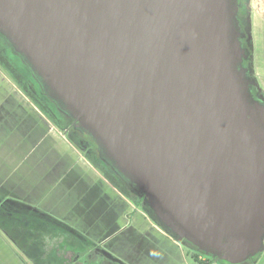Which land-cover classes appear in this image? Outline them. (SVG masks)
Segmentation results:
<instances>
[{"label":"water","instance_id":"water-1","mask_svg":"<svg viewBox=\"0 0 264 264\" xmlns=\"http://www.w3.org/2000/svg\"><path fill=\"white\" fill-rule=\"evenodd\" d=\"M236 13L232 0H0V33L44 91L163 227L228 264L264 240V105L237 68Z\"/></svg>","mask_w":264,"mask_h":264},{"label":"rangeland","instance_id":"rangeland-1","mask_svg":"<svg viewBox=\"0 0 264 264\" xmlns=\"http://www.w3.org/2000/svg\"><path fill=\"white\" fill-rule=\"evenodd\" d=\"M238 1L242 2V0ZM254 5L256 8L251 9L253 11L250 10L252 54L248 50V54L250 53L248 57L252 63L251 68L248 69V75L251 78L253 72V81L257 89H260L262 93H264V75L259 64L261 62V57L264 56V34L263 32L261 33V28L259 27L261 24L260 22L264 19L260 16L259 9L263 11L264 8L263 2H260L259 0H255ZM242 25L243 27L247 26L245 22H243ZM0 39L4 40V42L3 40L0 41V76H3L5 81L11 85V93L10 96L6 98L8 102L5 106L8 111H11L12 117H10V120L8 119L9 117L0 119V129L3 130V134L8 130L10 131L8 134L6 133V136L2 138V140H0V143L4 141L7 145L4 149H0V159L2 157L8 158L10 157L9 155H11L12 160L17 161V164H13L10 167V171H14V173L22 172V177L17 174V177L13 176L10 180V184L13 188L12 190L17 192L14 193L13 198L30 204L27 205L13 200L12 198L7 199L10 200V203L12 204H17L19 207L20 204H22L23 206L21 209L19 208L21 213H13V218L3 221H1L0 218L1 255L8 258L10 264H33V260L27 255L23 246V241L25 243L29 237L33 236L30 231L31 228L29 227L25 233L20 235L18 229L14 227L16 225L13 226L10 223V220L19 221L25 218L28 221H31V219L40 221L46 220L54 224H56L55 221L57 220L62 224V226L60 225L62 229L69 228V230H67L68 232H71L70 228L73 230L76 229L75 231L80 230L78 232L85 237H92L97 240L103 239L106 235H111L113 229L122 226L124 228L126 227L120 235H115V237L110 239L109 242L107 241V245L104 246V248L109 250L112 255L126 264H196L190 255V252L193 249L190 250L183 245L185 243L184 240H177V238L171 234L170 230L163 227L156 218H154L155 222L151 221L154 223L152 227H157L161 233L165 235L159 234L155 231L156 229L154 230L153 228L150 238L148 239L151 244V246L149 245V248L144 249L143 245L146 244L147 241L143 240L142 242H139L140 237L135 235L134 244L139 242L140 246L136 249L131 244L130 238L127 236L129 235V231H131V226L129 224L135 226L136 224L133 223L135 218H140L142 219V223L146 225L145 227L143 226L145 229L148 224L142 216H150L152 213L151 209L134 193H130L128 190L129 194H124L117 185L112 183L110 179H114L105 174L107 171L102 164H100V166L103 170L92 164V159L95 160V158H97L93 155V151L84 153V146H80L75 139H71L69 133L67 134V132H65L68 127L66 126L65 129L62 127L67 117L72 119L64 110H60L61 108L58 105L57 107H50L52 103L41 95L39 96V101L34 102V95L31 92L35 90L37 93V88L40 86L41 82L27 65L25 60L15 51L14 48H12V46H10V44H8L7 41H5V37L1 33ZM0 89L3 90L4 87H0ZM37 95L39 94L37 93ZM37 104L41 105V107ZM34 108L38 109L37 113L46 123H48V125L50 124L49 126H51L55 132L50 131L48 133L49 129L45 127V125L44 127H39L34 124L31 117V114H33L32 109ZM47 108L49 110L48 113L42 111H48ZM21 114V118H18ZM0 115L6 116L8 113L3 112ZM16 115H18V117ZM26 115H30V117L27 118ZM54 120L60 121L61 128L58 125L56 126V121ZM11 121H16V125L10 127ZM20 121L23 124H21ZM20 125H22V127H19ZM18 127L21 130L25 129L23 127H27L26 132L28 130V136L35 134L43 145L38 147V150H34V152L27 151L25 155L23 147L24 144H26V141L23 137V146L20 148L17 146L20 143L19 138H21L17 133L18 131L15 129ZM41 128H43V131ZM1 134L2 133H0V135ZM52 141L53 143H56L52 144ZM29 142L30 140H28V143ZM67 144H69L78 155H83V153L86 154L83 155V162L85 163L87 160L93 165L95 170H92L93 172L89 174L86 166L78 160L79 157L75 158L73 156L72 149L70 151V147ZM46 150L49 153L54 154L56 159L60 161L58 174L56 171H53L56 167L55 163H52L54 158L52 154L47 155ZM7 151L9 155L7 154ZM63 152L65 153L64 156ZM90 156H93V158L90 159ZM106 166L109 167V165ZM69 174H71V186L73 189H71V193H69L70 195L65 198L63 195L66 190L64 185L66 181H69V178L66 177L61 180L60 185L57 188L55 182L59 178L58 175L67 176ZM75 174L78 176L81 174L83 175V181L81 180V182L83 184L85 183L90 190V193L86 196V201L90 204L88 209L85 208L84 194L77 191L80 185L76 184L78 182L77 178L76 181H74ZM18 178H21L19 182L17 181ZM100 179H106L105 183L107 185L104 184V182H101ZM115 180L118 185L121 184L122 186L121 180L118 177L115 178ZM69 197L71 198V205L68 202ZM137 205L145 206V209L148 210V212L141 207H137ZM151 215L153 216V214ZM0 216L5 219V217L1 215V209ZM151 222L150 224H152ZM17 237L22 241V246L15 244ZM74 238L76 237L74 236ZM79 239L82 238L80 237ZM80 242L84 241L80 240ZM84 246L88 247L90 245L88 242H84ZM114 249L118 250L115 251ZM193 252L199 254L201 257L216 260V256L206 253L198 248ZM30 253L33 254L34 251L32 250ZM216 264L220 263L218 262ZM221 264L227 263L222 262ZM239 264H264V240L263 251L261 253L257 256L256 254L252 255Z\"/></svg>","mask_w":264,"mask_h":264},{"label":"trees","instance_id":"trees-1","mask_svg":"<svg viewBox=\"0 0 264 264\" xmlns=\"http://www.w3.org/2000/svg\"><path fill=\"white\" fill-rule=\"evenodd\" d=\"M241 5H242V10H243L242 12L243 13H244V8L247 11L249 10V0H242ZM244 20H243V22H245V24H247V26L244 27V33H245V36L247 37L246 41L248 40L247 48H248L249 52L252 54V45H251L252 40L250 37L251 27H250V23H249V15L247 17V20H245V21ZM2 40L3 39H0V41H2ZM3 42H4V40H3ZM250 53H249V55H250ZM248 59H249V57H248ZM248 59L245 61V64H244V67L247 69L251 68V63H252V62H250V59L249 60ZM29 71H30V69H29ZM253 77H254V75L252 72V77L251 78L249 77V79L252 80V86H253V92L251 94V97L253 98L254 101L259 102V103L264 105V93H262V91L260 89H257V87L253 81ZM37 90H38L37 93L39 95H37L35 90H33V92H31L34 95V97H33V99L35 100L34 102H38L39 96L41 95V96H44L49 102H51L53 104V105L49 104L50 107H52V106L57 107V104L54 101H52V99H50L46 95L41 84H40V86H38ZM37 105L39 107H41V105H39V104H37ZM47 110H48V108H47ZM42 111L46 112V113L49 112V110L48 111L42 110ZM54 121H56L55 122L56 126L58 125L60 127V121L59 120H54ZM61 121H62V119H61ZM70 123H71V119L66 118L62 127H64V129H65L66 126L68 127ZM87 140H88L89 144H91V146L93 148V152H97L99 154V155H96V157L97 158H98V156L102 157V155L99 152L96 144H94L93 141L90 140L89 138ZM89 158L92 159L93 156H90ZM97 158H95V160L92 159V164L94 166H96L97 168L102 169L100 164L97 163L98 162ZM106 171L107 172H105V174H107L108 177L110 176L114 180H115V178L118 177L121 180L122 186H121V184L118 185L116 180L114 181V180L110 179V181L112 183H114L115 185H117V187H119L120 190L124 194L128 195L129 189L133 190V188H134V190H135V187L132 184H130L127 179H125L122 175H120L117 171H115L111 167L110 164H109V167L106 169ZM136 196H138V195H136ZM10 202H11L10 200H4L0 203L1 215L5 217V219H4L3 217L0 216L1 221L6 220V219L9 220L10 218H13V213H21L19 208L21 209L23 205L20 204V207H19L17 204H12ZM149 212H150V210H149ZM55 222H56V224H54L52 222H48L46 220L40 221V220H36V219H31V221H28L25 218H23V220H19V221L10 220V223L13 226L16 225L14 227H16L18 229V232L20 235L25 233V231L27 229H29V227L31 228L30 231H31L33 236L29 237L25 243L23 241V246L25 248L27 255L33 260L32 261L33 264H101V262H97L98 258L95 257L94 255L90 256L91 258L86 256V255L83 256V254H81L82 256L78 255V253H82V251H88V250L95 251V249L101 248L100 245H96V243L91 241L89 238L85 237L83 234L79 233L78 231L73 230L72 228H70L71 232L67 231V230H69V228L63 227L64 229H62V227H61L62 224H60L59 221H57V220ZM50 228H53V229H50ZM74 236L77 239L74 238ZM78 237L79 238L81 237L82 239H79ZM25 239H26V237H25ZM80 240H82L84 242H88L90 246L85 247L84 242H80ZM15 244L22 246V241H20L19 237H17ZM32 250L34 251L33 254L30 253ZM95 254L99 255L98 252H95ZM105 254L110 258V261L107 264H126L122 261H119L117 258H115L114 256H112L111 254H109L107 252H105ZM190 255H191V258L194 260V262L197 264H212V262H213L212 261L213 259L207 260V261H200L199 254H190ZM88 260H90V262Z\"/></svg>","mask_w":264,"mask_h":264},{"label":"crops","instance_id":"crops-1","mask_svg":"<svg viewBox=\"0 0 264 264\" xmlns=\"http://www.w3.org/2000/svg\"><path fill=\"white\" fill-rule=\"evenodd\" d=\"M260 2H263V8H264V0H259ZM255 0H249V23H250V27H251V18H250V10L251 9H254V8H256L255 7ZM251 11H253V10H251ZM259 13H260V16L261 17H263V19H264V9H263V11H261L260 9H259ZM261 24H260V28H261V33L263 32V34H264V20H262V22H260ZM262 28H263V30H262ZM260 64V67H261V71L263 72V75H264V56H262L261 57V62L259 63ZM10 86L11 85H9V83L8 82H6L5 81V79L3 78V76L1 77L0 76V87H4V89L3 90H1L0 89V114L1 113H3V112H7L8 113V115H6V116H1L0 115V117H2V118H0V119H4V118H6V117H9L8 119L10 120V117H11V111H8L7 109H6V106H5V104H7V100H6V98L8 97V96H10ZM5 100V101H4ZM4 108V109H3ZM22 108H24V107H22ZM3 109V110H2ZM33 110V114H31L32 116V121H34V124H36V125H38L39 127H44V125H45V127H47L48 129H49V131H48V133L51 131V132H55L54 130H53V128H51V126H49L48 125V123H46L45 121H44V119L37 113V108H34V109H32ZM22 113V112H21ZM17 117H18V115H16ZM21 116H22V114L18 117V118H21ZM26 117L27 118H29L30 117V115H26ZM12 118V117H11ZM21 122V121H20ZM21 124H23L22 122H21ZM16 125V121L15 122H12L11 121V123H10V127H12V126H15ZM0 126H1V123H0ZM19 127H22V125H20ZM19 127L18 128H15L18 132V134L20 135V137L21 138H19L20 139V143L17 145L19 148L21 147V146H23V139H22V137L25 139V141H26V144H24V150H25V155H26V153H27V151H30V152H34V150H38V147H41L43 144L40 142V140L35 136V134H32V136H28V130H27V132H26V128L27 127H23V128H25V129H23V130H21V129H19ZM41 130L43 131V128H41ZM10 131L8 130L6 133L8 134ZM26 132V133H25ZM0 133H2L1 135H0V140H2V138H4L5 136H6V133L5 134H3L4 132H3V130L2 129H0ZM4 135V136H3ZM3 136V137H2ZM28 140H30V142L28 143ZM63 140V139H62ZM56 143V142H55ZM55 143H53V141H52V144H55ZM69 147H70V151H71V149H72V153H73V156L75 157V158H78L79 157V159L78 160H80L81 161V163L82 164H84L85 166H86V168H87V170H88V172H89V174L91 173V172H93L92 170H95L94 168H93V165L91 164V163H89L87 160H86V162L84 163L83 162V160H82V158H83V155H78L77 153H76V151L69 145V144H67ZM5 146H7L6 144H5V142L4 141H2L1 143H0V149H4V147ZM32 147V148H31ZM59 148V147H58ZM42 150V149H41ZM47 151V150H46ZM47 153V155L48 154H52V153H49L48 151L46 152ZM64 153V152H63ZM7 154H8V151H7ZM9 155V154H8ZM65 155V153L63 154V156ZM10 157H8V158H1L0 159V203L2 202V201H4V200H7V199H9V198H12L13 200H16V201H18V202H22V203H24V204H27V205H30L29 203H27V202H25V201H21V200H18V199H14L13 198V195H14V193H17V192H14L12 189V185L10 184V180L12 179V177L13 176H15V177H17V174H19L21 177H22V172H20V173H17V172H15L14 173V171L12 172V171H10V167L13 165V164H17V161L15 160V161H13L12 160V158H11V155H9ZM52 156H53V158H54V160L52 161V163H55V165H56V167H55V169L53 170V171H56L57 172V174L59 173V160L58 159H56V156L54 155V154H52ZM62 156V157H63ZM85 158V157H84ZM70 168V167H69ZM68 168V169H69ZM52 171V172H53ZM71 171V170H70ZM71 174H69V175H67V176H59L58 175V180H56V182H55V186H56V188L57 187H59V185H60V182H61V180H63V179H65L66 177L67 178H69V181H66L65 182V188H66V190H65V192H64V197L66 198L68 195H70L69 193H71V189H73V187L71 186V176H70ZM61 177V178H60ZM74 177H75V180L74 181H76V178L78 179L77 181V185L79 184L80 185V187H78V192H80V193H83L84 194V202H85V208L86 209H88L89 207H90V204L86 201V196L90 193V190H89V188L86 186V184L84 183H82L81 182V180L83 181V179H82V177H83V175L81 174L80 176H78L77 174H75L74 175ZM100 177V176H99ZM20 179L21 178H18V182L20 181ZM101 180V182H104V184H106L105 182V180L103 179H100ZM95 181V180H94ZM107 185V184H106ZM101 187V186H100ZM68 202H69V204L71 205V198L69 197L68 198ZM142 219H140V218H135V221L133 222L134 224H136L135 226H133V225H131V224H129L130 226H131V231H129V235H127L129 238H130V242H131V244L137 249L140 245V243L139 242H142L143 240H145V241H147L146 242V244H144L143 245V247H144V249H146V248H149V245L151 246V244L149 243V241H148V239L150 238V235H151V231H152V229L154 228V230L156 231V232H158L159 234H161V235H165V234H163V233H161V231L157 228V227H152V225H150V226H147L145 229H144V227L146 226V225H144L143 223H142V221H141ZM144 226V227H143ZM126 228V227H125ZM125 228L122 226V227H120V228H116V229H113V231H112V234L111 235H106L103 239H99V240H97V239H94V238H89L91 241H93V242H95V243H97V244H102V245H107V241L109 242L110 241V239H112V238H114L115 237V235H120L121 234V232H123L124 230H125ZM78 229H81V228H78ZM76 230V229H75ZM78 231H80V230H78ZM139 236L140 237V240H139V242L138 243H135L134 244V239H135V236ZM172 238V237H171ZM169 240V239H168ZM112 244V243H111ZM117 248V247H116ZM115 250V249H114ZM116 250H118V249H116ZM115 250V251H116ZM128 263V262H127ZM0 264H10V261H9V259L8 258H6V257H3L2 255H1V253H0Z\"/></svg>","mask_w":264,"mask_h":264},{"label":"flooded vegetation","instance_id":"flooded-vegetation-1","mask_svg":"<svg viewBox=\"0 0 264 264\" xmlns=\"http://www.w3.org/2000/svg\"><path fill=\"white\" fill-rule=\"evenodd\" d=\"M232 2H233V4L234 5H236V8H237V13H236V16H235V19H236V26H237V30L239 31V36H240V42H241V46L245 49V50H247L248 51V48H247V42H248V40L246 41V36H245V33H244V27H243V25H242V23H243V20L245 19V20H247V17H248V15H249V10L247 11L245 8H244V13L242 12L243 10H242V5H241V2L240 1H238V0H235V2H234V0H232ZM244 17V18H243ZM244 20V21H245ZM249 39V38H248ZM248 59V58H247ZM247 59H244L242 62H238L237 63V68L238 69H241V70H244V64H245V61L247 60ZM247 74V73H246ZM249 75L247 74V77H248ZM250 80V79H249ZM251 81V80H250ZM246 91H247V93H248V95H249V98H250V101L251 102H254V100H253V98L251 97V94H252V92H253V86H252V82H249L248 83V85L246 86ZM46 93V92H45ZM46 95L50 98V99H52V101H54L55 103H56V101L54 100V98H52L49 94H47L46 93ZM57 104V103H56ZM60 110H62V109H60ZM69 116V115H68ZM67 119H69L68 117H67ZM65 132H67V134L69 133L70 134V136H71V139H75L76 141H77V143H79L80 144V146H84V149L85 150H83L84 151V153H86V152H92L93 151V148H92V146H91V144H89V142H88V138L90 139V140H92V138H91V136H90V134H88L85 130H83L82 129V127L77 123V122H75L73 119H71V123L69 124V126H68V129H66L65 130ZM93 141V140H92ZM93 143H94V141H93ZM78 144V145H79ZM95 144V143H94ZM83 151H82V153H83ZM83 153V155H86V154H84ZM93 155L96 157V155H99L97 152H93ZM98 162H99V164H102L106 169L108 168L106 165H109L108 164V162H107V160H105L104 159V157L102 156H98ZM135 187V186H134ZM129 192L131 193H134V194H136V195H138V197L144 202V203H146L147 204V200H146V198H145V196L135 187V190H134V188H133V190L131 189H129ZM140 204H142V203H140ZM148 206V205H147ZM137 207H141V208H146L145 206H139V205H137ZM138 209V208H137ZM147 211V210H146ZM148 212V211H147ZM149 214V213H148ZM149 217V218H148ZM142 216V218L147 222V224H148V226L149 225H153L154 223H152V222H155L154 221V216H152L151 214H150V216ZM152 221V222H151ZM150 222L152 223V224H150ZM185 241V243L183 244V245H185L187 248H189L190 250L191 249H193L191 252H190V254H196V253H194L193 251H195V249H196V247H194V246H192L190 243H188L186 240H184ZM188 243V244H187ZM96 245H100V247L101 248H99V249H95V251H93V250H88V251H82V253H78V255H81V254H83V256L84 255H86V256H88V257H90V256H95V257H97L98 259H97V262H101V264H107L109 261H110V258L105 254V252H107V253H109V254H111L110 252H109V250H107V249H105L104 248V245H102V244H96ZM263 251V250H262ZM261 251V252H262ZM94 252V253H93ZM95 252H98V254L99 255H96L95 254ZM260 252V253H261ZM259 254V253H258ZM258 254H256V256L258 255ZM112 255V254H111ZM82 256V255H81ZM112 256H114V255H112ZM115 257V256H114ZM91 258V257H90ZM115 258H117V257H115ZM118 259V258H117ZM199 259H200V261H207V260H212V259H210V258H204V257H201L200 255H199ZM119 261H121L120 259H118ZM89 262H90V260H88ZM213 262H212V264H216V263H222L223 261H221L220 260V258L219 257H216V260L215 259H213L212 260ZM254 261H256V260H254ZM257 262V261H256ZM226 263V262H225ZM197 264V263H196ZM228 264V263H227Z\"/></svg>","mask_w":264,"mask_h":264}]
</instances>
